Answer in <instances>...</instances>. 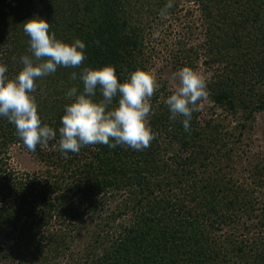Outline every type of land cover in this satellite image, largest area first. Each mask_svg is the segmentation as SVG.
<instances>
[{"label":"trees","instance_id":"1","mask_svg":"<svg viewBox=\"0 0 264 264\" xmlns=\"http://www.w3.org/2000/svg\"><path fill=\"white\" fill-rule=\"evenodd\" d=\"M187 1L199 13V56L211 72L206 99L237 122L229 129L217 116L200 119L195 111L185 131L184 118L170 119L163 101L152 105L148 126L156 138L147 149L89 145L65 158L57 144L60 117L74 102L68 91L83 90L82 69L113 66L121 83L146 71L150 24L168 0H0V64L9 78L29 55L23 23L30 19L47 21L58 40L86 45L80 68L58 67L31 94L56 141L29 151L0 117V264H55L64 257L71 264H264V203L256 195L264 191V163L248 161L247 183L232 171L246 122L264 115V0ZM180 2L172 0L165 15L179 12ZM191 52L195 60L196 51H183L190 67ZM93 99H102L99 91ZM117 104L118 97L110 107ZM14 145L51 176L41 185L14 178L7 171ZM98 219L90 244L75 255L78 227Z\"/></svg>","mask_w":264,"mask_h":264},{"label":"clouds","instance_id":"2","mask_svg":"<svg viewBox=\"0 0 264 264\" xmlns=\"http://www.w3.org/2000/svg\"><path fill=\"white\" fill-rule=\"evenodd\" d=\"M172 7V0H168L160 14H167ZM49 29L50 24L40 18L23 23V32L29 37V55L20 57L21 70L9 78L7 66L0 64V117L15 126L23 146L32 152L37 145L47 147L57 139L56 130L47 124L42 126L38 106L31 95L37 89L36 81L55 73L58 67L80 68L86 59L85 43L79 39L72 44L65 43L55 33L50 34ZM79 78L83 90L79 94L76 87L68 91L67 96L74 98V102L65 106L60 117L62 126L58 129L57 144L65 158L69 152L78 153L89 145L112 149L126 146L135 151L150 147L156 138L148 126L152 111L150 100L160 87L152 73L138 69L121 83L113 66L84 67ZM71 79H77L76 72L71 74ZM173 79L178 83L165 104L171 113L170 119L183 117L184 130L189 131L192 114L199 110L198 102L207 97L206 82L190 67L181 68ZM97 91L102 96L99 102L93 99ZM117 97V106L110 107Z\"/></svg>","mask_w":264,"mask_h":264},{"label":"rangeland","instance_id":"3","mask_svg":"<svg viewBox=\"0 0 264 264\" xmlns=\"http://www.w3.org/2000/svg\"><path fill=\"white\" fill-rule=\"evenodd\" d=\"M199 13L196 7L187 0H181L179 5V12L165 16H159L156 20L151 22V27L147 36L146 59L147 68L146 72L152 73L157 83L160 85L159 89L154 93L150 100L151 105L165 101V98L173 94L178 81L173 79L174 73L183 67H190L185 59L186 54L184 50L191 49L197 52V58L193 52L188 54L193 66L190 68L200 74L205 81H208L211 72L203 66L202 58L200 55L199 44L202 40V29L200 20L198 19ZM158 97V100H154ZM199 110L196 111L200 119L220 118L224 123H229V129L237 120L226 116L221 110L212 106L207 99L198 102ZM152 114V112L150 113ZM150 116V115H149ZM249 130L246 131L241 143L236 146L240 148L235 154L233 162V174L239 182L247 183L248 172L247 165L250 159L261 157L264 163V115L256 114L253 119L249 120ZM7 171L12 173L14 178L27 180H34L38 185L42 181L49 178L48 166L41 163L35 157L30 155L24 148L14 145L9 149L7 154ZM27 176V177H26ZM258 199L264 203V191L260 190L256 193ZM105 208L110 210L114 209V203L103 202ZM127 216H123L117 220L114 226L126 221ZM100 220L95 222L87 221L78 227L75 232V242L72 249L75 255H78L87 244L91 242V232L96 230V226ZM56 228V227H55ZM114 234V231H112ZM70 260L66 257L59 259L55 264H71Z\"/></svg>","mask_w":264,"mask_h":264}]
</instances>
